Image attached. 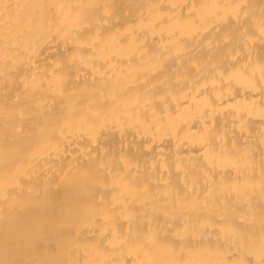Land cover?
<instances>
[{
  "label": "bare ground",
  "instance_id": "1",
  "mask_svg": "<svg viewBox=\"0 0 264 264\" xmlns=\"http://www.w3.org/2000/svg\"><path fill=\"white\" fill-rule=\"evenodd\" d=\"M0 264H264V0H0Z\"/></svg>",
  "mask_w": 264,
  "mask_h": 264
}]
</instances>
